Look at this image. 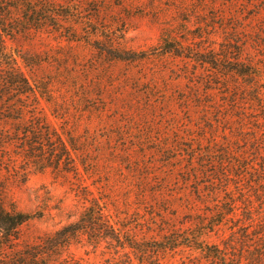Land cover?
<instances>
[{
	"label": "rangeland",
	"instance_id": "obj_1",
	"mask_svg": "<svg viewBox=\"0 0 264 264\" xmlns=\"http://www.w3.org/2000/svg\"><path fill=\"white\" fill-rule=\"evenodd\" d=\"M52 1L72 14L61 23L62 32L52 26L32 30L8 40V50L30 82L46 89L39 110L67 133L65 139L71 135L77 140L85 154L75 157L83 155L90 171L80 161V176L39 170L25 165L14 146H8V154L0 150V191L6 189L0 198L43 215L23 227L24 239L32 242L55 233L95 202L105 207L107 218L150 246L171 233L199 229V218L211 215L212 199L222 200L224 192H213L221 187L213 178L214 166L193 169L199 161L195 152L227 146L241 159L242 154L252 158L254 146L264 151V110L248 82L240 80L238 89L230 75L219 74L207 89L203 67L194 69L193 62L156 48L170 36L215 51L228 41H241L243 58L262 71L264 93V0ZM109 45L148 54L134 62L114 60L99 49ZM23 56L42 62L32 67ZM11 152L18 172L9 165ZM262 165L256 168L263 174L247 171L246 194H238L239 184L229 185L241 198L240 206L246 197L252 201L254 225L263 223ZM235 225L222 223L207 242L224 247L223 241L237 231ZM141 257L138 251L112 247L106 240L91 242L87 236L63 253L70 264H149ZM158 259L162 264H210L200 251L183 245L159 252Z\"/></svg>",
	"mask_w": 264,
	"mask_h": 264
},
{
	"label": "trees",
	"instance_id": "obj_2",
	"mask_svg": "<svg viewBox=\"0 0 264 264\" xmlns=\"http://www.w3.org/2000/svg\"><path fill=\"white\" fill-rule=\"evenodd\" d=\"M57 6L52 0H0V150L8 154L11 151L8 146H14V152L23 159L25 165L36 166L39 170L49 167L80 176L78 161L85 172L90 171L88 161L82 158L83 155L81 160L75 157L83 149L71 135H68L69 139H65L67 133L64 130L60 132L48 121L47 116L41 113L40 99L45 98L46 89L31 83L19 70L14 54L8 50L7 45L8 40H14L17 35H25L32 30L40 31L48 26L62 32L61 23L70 20L72 14L59 10ZM69 38V41L77 40L75 37ZM208 48L197 49L193 44H185L170 36L163 37V44L156 50L162 55L168 54L189 60L190 63L193 62L194 69L203 67L207 72L201 77L207 89L212 88L213 76L219 74L230 75L238 89L242 88L240 80L244 81L242 84L248 82L253 89L254 98L264 110V93L260 85L262 71L258 64L243 58V43L228 41L221 44L219 51ZM99 49L108 52L111 59L126 62L142 60L148 54L121 51L114 45H109L108 49ZM22 58L32 67L42 62L37 60L38 57H35V61L25 56ZM6 124L13 127L7 130L3 127ZM254 152L252 158L242 154L241 159L227 146L195 152L194 159L198 158L199 161L198 166H193V169L200 171L201 168L207 169L208 165L214 166L216 171L213 178L219 181L221 187L213 192L216 194L217 190H222L223 199L219 200L218 196L212 199L216 203L207 208L211 215H207L208 219L202 216L199 218V229L171 233L164 241H154L151 246L148 242L137 241L129 230H125L124 224L121 228L119 221L112 222L107 218L105 207L97 202L87 207L77 221L64 225L51 235H43L29 242L24 239L23 227L34 219L42 218V213L25 212L14 203L6 205L2 197L0 264H70L63 258V253L73 241H78L83 236H87L91 242L106 240L112 247L138 251L142 254L141 260L149 264H162L158 259L159 252L174 251L182 245L200 251L210 264H264V215L261 218L263 223L254 225L256 219L250 204L252 201L246 197L242 201L243 206H240L238 201L241 198L235 196L229 187L231 182L239 184L236 190L241 196L246 194V187L249 188L247 171L251 174H263L256 168L257 164H263L261 168L264 171L263 148L254 146ZM82 154H85L84 151ZM258 160L263 162L258 163ZM8 161L10 167L14 166L12 169L18 172L19 168L16 169L12 152ZM3 189L6 190L2 187L0 192H5ZM240 209L241 218H236ZM227 221L234 222L237 231H233L232 235L223 241L224 247L209 244L206 240L208 234ZM249 242L253 244L250 248Z\"/></svg>",
	"mask_w": 264,
	"mask_h": 264
}]
</instances>
